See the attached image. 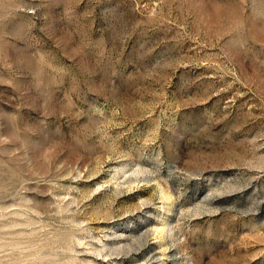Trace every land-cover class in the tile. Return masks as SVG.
Listing matches in <instances>:
<instances>
[{
	"label": "rangeland",
	"instance_id": "374dc122",
	"mask_svg": "<svg viewBox=\"0 0 264 264\" xmlns=\"http://www.w3.org/2000/svg\"><path fill=\"white\" fill-rule=\"evenodd\" d=\"M0 264H264V0H0Z\"/></svg>",
	"mask_w": 264,
	"mask_h": 264
}]
</instances>
